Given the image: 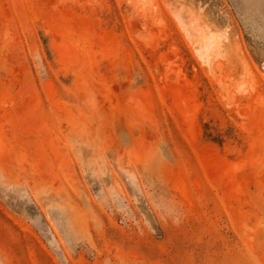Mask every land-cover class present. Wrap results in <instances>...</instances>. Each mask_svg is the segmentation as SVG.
Returning a JSON list of instances; mask_svg holds the SVG:
<instances>
[{"label":"rangeland","instance_id":"obj_1","mask_svg":"<svg viewBox=\"0 0 264 264\" xmlns=\"http://www.w3.org/2000/svg\"><path fill=\"white\" fill-rule=\"evenodd\" d=\"M0 264H264V0H0Z\"/></svg>","mask_w":264,"mask_h":264},{"label":"bare ground","instance_id":"obj_2","mask_svg":"<svg viewBox=\"0 0 264 264\" xmlns=\"http://www.w3.org/2000/svg\"><path fill=\"white\" fill-rule=\"evenodd\" d=\"M208 50V44H204V46L201 48V50L199 51L200 52V55L201 57L205 56V53L207 52Z\"/></svg>","mask_w":264,"mask_h":264}]
</instances>
